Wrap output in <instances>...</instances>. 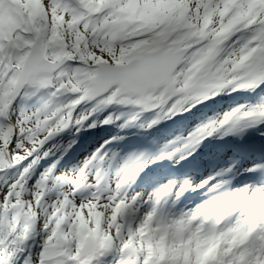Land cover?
<instances>
[{"label":"snow or ice","instance_id":"1","mask_svg":"<svg viewBox=\"0 0 264 264\" xmlns=\"http://www.w3.org/2000/svg\"><path fill=\"white\" fill-rule=\"evenodd\" d=\"M0 264H264V0H0Z\"/></svg>","mask_w":264,"mask_h":264}]
</instances>
